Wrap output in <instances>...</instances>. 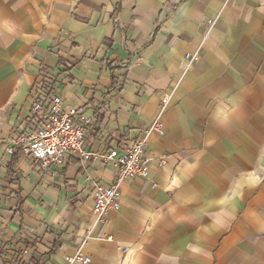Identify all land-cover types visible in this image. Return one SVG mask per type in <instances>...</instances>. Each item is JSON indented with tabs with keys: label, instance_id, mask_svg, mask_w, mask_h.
Listing matches in <instances>:
<instances>
[{
	"label": "crops",
	"instance_id": "obj_1",
	"mask_svg": "<svg viewBox=\"0 0 264 264\" xmlns=\"http://www.w3.org/2000/svg\"><path fill=\"white\" fill-rule=\"evenodd\" d=\"M42 78L92 121L91 151L131 145L171 96L150 178L123 181L104 222L82 180L109 186L112 168H9ZM89 232L91 264H264V0H0V239L64 264Z\"/></svg>",
	"mask_w": 264,
	"mask_h": 264
},
{
	"label": "built area",
	"instance_id": "obj_2",
	"mask_svg": "<svg viewBox=\"0 0 264 264\" xmlns=\"http://www.w3.org/2000/svg\"><path fill=\"white\" fill-rule=\"evenodd\" d=\"M212 26L213 23H210L209 27ZM199 59L198 52L186 53L185 69L190 68ZM170 97L168 94L164 95L160 115L143 127V136L131 145H127L126 140H120L114 147L106 144L109 147L101 151H91L88 146V136L94 131L91 126L92 121L81 109H65L59 88L50 79L40 80L31 96L28 116L8 139L6 154L12 157L18 151L19 157L26 159L29 166L37 173H60L72 163L82 165L95 163L105 168H112L115 176L109 186L89 175L82 180L90 189L93 199L92 214L96 223L104 222L111 212L120 209L123 181L150 178L151 163L147 157L148 137L152 133L165 135L161 113L165 111ZM20 228V239L23 243L39 241L34 236L35 228L28 225H22ZM90 234L91 232L75 254L65 258L64 264H91V258L85 256L82 251ZM1 239L0 264H40L37 263L38 256L33 248L27 247L18 252L4 244L14 241L18 244V240L13 239L8 242Z\"/></svg>",
	"mask_w": 264,
	"mask_h": 264
},
{
	"label": "trees",
	"instance_id": "obj_3",
	"mask_svg": "<svg viewBox=\"0 0 264 264\" xmlns=\"http://www.w3.org/2000/svg\"><path fill=\"white\" fill-rule=\"evenodd\" d=\"M43 79H45V78H42L41 80H43ZM18 161H19V154H18V151H17V153L12 156L9 168L13 167L15 164H17Z\"/></svg>",
	"mask_w": 264,
	"mask_h": 264
},
{
	"label": "rangeland",
	"instance_id": "obj_4",
	"mask_svg": "<svg viewBox=\"0 0 264 264\" xmlns=\"http://www.w3.org/2000/svg\"><path fill=\"white\" fill-rule=\"evenodd\" d=\"M76 102H77V101H76ZM73 104H74V103H73ZM73 104H72L71 106H73ZM71 171H72V170H71ZM71 173H72V172H71ZM71 173H70V174H71ZM89 173H90V171H89ZM91 173H93V172L91 171ZM91 173H90V174H91ZM104 174H105L106 178L109 176V173H108V172H104ZM81 177H82V174H80L78 177H77L75 174H74V175L72 174V177H71V178L76 179V182H79L80 184H82V183H81V180H82Z\"/></svg>",
	"mask_w": 264,
	"mask_h": 264
}]
</instances>
